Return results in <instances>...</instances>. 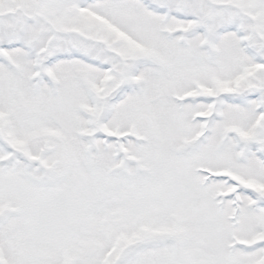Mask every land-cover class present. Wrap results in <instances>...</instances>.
Here are the masks:
<instances>
[{"label": "snow or ice", "instance_id": "snow-or-ice-1", "mask_svg": "<svg viewBox=\"0 0 264 264\" xmlns=\"http://www.w3.org/2000/svg\"><path fill=\"white\" fill-rule=\"evenodd\" d=\"M0 264H264V0H0Z\"/></svg>", "mask_w": 264, "mask_h": 264}]
</instances>
